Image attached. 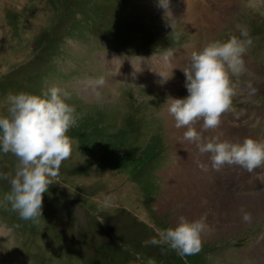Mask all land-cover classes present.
Returning <instances> with one entry per match:
<instances>
[{
    "label": "rangeland",
    "instance_id": "rangeland-1",
    "mask_svg": "<svg viewBox=\"0 0 264 264\" xmlns=\"http://www.w3.org/2000/svg\"><path fill=\"white\" fill-rule=\"evenodd\" d=\"M139 1H133L136 7L132 8V13L145 16L147 19L143 22L151 32L158 33L165 43L176 41L175 33H179L182 40L192 36L185 45H197L194 51L211 41H227L231 36L243 39L238 26L248 29L252 45L243 57L247 71L239 82L232 77L233 83L241 87L233 97V111L222 115L216 129L223 127L229 131L228 128L233 127L235 131L230 136L227 131L224 135L223 129L219 131L221 137L232 143H242L245 138L264 142V0H243L234 11L225 6V0H205L210 6L223 5L220 8L226 11L221 25L210 34L207 30L211 21L205 17L202 0L193 2L199 26L189 29L177 17L176 10H171L173 16L163 11L151 16L145 4ZM122 9L123 0H0V115H7L5 98L9 93L42 95L53 86L68 89L65 92L70 98L65 102L75 107L78 119L67 132L72 142L71 156L62 162L53 183L63 185L70 199L86 210L79 213L60 201L52 185L44 195L38 222L22 220L10 206L5 208L0 203V264H246L241 254L257 242L250 250L254 264L256 258L264 254L261 250L264 249V215L252 218L253 222L243 224L240 231L229 236L214 239V236H202L201 250L195 255L181 257L167 245L148 243L153 237L158 238V229L176 227L180 212L189 211L190 204L182 196L180 203L184 205L175 203V192H171L174 188L169 186L170 181L174 183L180 178L178 172L188 177L183 165L189 163L185 166L187 169L191 168L192 161L195 165H205L206 173L213 168L211 165L208 169L210 156L198 155L195 160L191 157L172 121L167 123L166 117L162 118L166 105L162 108L160 97L152 99L143 89L127 90L125 87L130 85L121 84L119 74L105 80L100 89L102 102L95 100L93 91L80 100L78 87L91 79L95 81L105 69L102 61L96 62L92 57L98 49L94 38L102 39L114 33L116 18ZM239 10L242 13L235 20L234 14ZM140 37L144 40L137 42L140 45H136L137 51L147 44L156 47V39L152 41L148 36L137 34L136 38ZM176 54L183 55L184 63H188L190 55L186 54V49ZM95 57L97 59V54ZM161 61L166 63L163 57ZM170 62L174 64L172 59ZM61 64L68 70L60 69ZM96 73L98 75L94 76ZM181 76L175 81L186 80L184 70ZM246 82L257 88L255 95H249L243 88ZM158 86L156 90L161 92L167 88L162 82ZM176 87L174 89L179 87L181 92L175 91L174 99L182 94L185 98L187 92L181 90L180 84ZM167 99L164 97L163 102ZM168 117L171 119L169 113ZM170 158L178 159L181 166L172 169L169 177ZM186 159L192 161L186 162ZM17 163L14 155L0 151V174H14ZM222 170L233 191L227 192L220 182L213 183L217 202H223L228 194L234 193L242 196L241 207L249 208L250 197L264 194L261 180L264 167L253 173L238 166L226 165ZM82 172L84 175L79 176ZM223 173L218 172L221 178L218 180L222 181ZM188 188L200 189L191 184L175 187L179 191ZM8 191V181L0 179V201ZM208 192L203 190L202 193ZM101 202L106 204L100 205ZM117 205L120 208L115 209ZM232 240V246L241 243L242 248L232 250L227 243ZM225 250L226 254H222ZM251 255L248 254L249 259Z\"/></svg>",
    "mask_w": 264,
    "mask_h": 264
},
{
    "label": "clouds",
    "instance_id": "clouds-1",
    "mask_svg": "<svg viewBox=\"0 0 264 264\" xmlns=\"http://www.w3.org/2000/svg\"><path fill=\"white\" fill-rule=\"evenodd\" d=\"M161 6L168 8L167 0ZM240 28L243 39L231 36L227 41H211L201 50L191 53L190 63L184 68L187 96L183 99L169 97L167 111L175 120L176 128L184 127V140L195 143L199 152L210 154L212 168L220 171L227 166H238L253 173L264 167V142L245 138L242 143L220 141L218 137L205 138L203 132L216 129L221 117L233 111V97L237 95V82L247 71L244 55L252 45L249 31ZM179 40L180 34L175 33ZM174 52L168 49L163 60L168 63ZM161 82L169 76L159 74ZM106 81L97 78L92 91L97 102H102L100 89ZM249 95H255L257 88L251 82L243 84ZM69 93L59 87H51L42 95L9 93L5 98L7 115H0V151L11 153L18 163L14 174H0V179L8 181L10 191L0 201L5 208L18 213L25 221L38 222L42 216L43 198L50 185L59 175L62 162L72 153V142L68 130L77 123L74 106L65 101ZM202 121V130L196 125ZM106 203V202H105ZM243 223L252 222V214L240 209ZM206 218L192 222L181 217L174 228L157 230L158 238L148 241L152 245H167L179 256L195 255L202 247V234L207 230Z\"/></svg>",
    "mask_w": 264,
    "mask_h": 264
},
{
    "label": "bare ground",
    "instance_id": "bare-ground-1",
    "mask_svg": "<svg viewBox=\"0 0 264 264\" xmlns=\"http://www.w3.org/2000/svg\"><path fill=\"white\" fill-rule=\"evenodd\" d=\"M199 2H201V1H199ZM215 2H217V1H215ZM199 4H201V3H199ZM210 4H212V3H210ZM222 6L223 5H221V4L219 5L218 3H215L214 6H210L209 4H206L204 6V8L206 7L205 8L206 16L205 15L204 16L206 18H208L209 21H211L210 26H208L209 24L207 25L208 26V30H207L208 34H210L211 31L216 30L218 28V26L221 25L223 16L226 15V11L224 9L220 8ZM186 7H191V5L186 6ZM193 7L191 8L192 10H190L189 8H182V6L176 7L174 4H171L170 7L165 9L164 12L173 16V14L171 13V10L172 9L176 10L178 13L177 17L182 22L185 23L186 28H188V29L189 28H195L199 25L196 23V21L198 20V18H197L198 16H196L197 14L196 15L194 14ZM213 7H217V9L213 8ZM186 54H188V56H189L190 51L186 50ZM131 62L135 63V62H137V60H132ZM142 62L143 61H141V63ZM159 68H160V65H156L154 69L158 70ZM180 82H182V81H180ZM176 86H172L170 89H174V88L176 89L177 88ZM180 88H181V90L183 89V92H187L185 84H182V85L180 84ZM177 90H179V87ZM176 94L177 93L174 92L173 98H176ZM178 94H180V93H178ZM179 99H183V94L179 95ZM170 121H172L171 124L173 125L174 130L184 140V138H183L184 132L187 129L184 127L176 128V126H174L175 120L172 116H171ZM195 127H196L197 131L202 130V125L200 124V122H198ZM221 135H222L221 132H219V131L214 132L213 129H209V130L203 132V136L205 138L206 137L210 138L212 136V137H218L220 141H225L227 138L226 137L223 138V137H221ZM226 136H228V135H226ZM184 142L188 146L187 149L190 151V153H191L190 155L194 160L196 159V157L198 155H200L201 158L210 156L209 154H203L202 155L199 152L195 143H192V142H189L186 140H184ZM187 161L191 162L192 160L186 159V162ZM205 162H206V160H205ZM202 163H204V160H202ZM210 163L211 162L207 161V165H209L208 169L211 168L212 164H210ZM188 164L189 163H186L183 165L185 171L187 172L188 177H186V175L183 176V174L181 172H178L177 174L180 178L174 180V183L172 181H170V183H169L170 184L169 186L171 188H174V190L172 189L171 192H175L174 197L179 201L178 202L176 200L175 203L177 205H180V206L184 205L183 202H182V204L180 203L179 197L182 196L185 199L184 201L187 202L188 204H190L189 208H188L189 211L186 214H183L180 212L181 217H184L189 222L199 220L201 217H205L206 218L205 222L208 225V228L202 234V236H204V238H206L207 236H208V238L211 236H214V237H212V239L219 238V237L222 238L224 236H229L233 233L240 231L243 224L245 225V223H243L241 220L242 213L240 212V209L243 208V207H241V206H243L242 205L243 204L242 203V201H243L242 196H239L238 194L231 193V194H228L227 198L224 199L223 202H221V201L217 202V200L214 198L216 194L213 193V190L215 189V186L218 185L219 182L226 189L227 192L233 191V190H231V187H230L231 183L228 181L229 179L227 180L226 176H225V178L223 177L222 181L218 180V178H220V177L214 179L211 176L212 172H210V170L209 171L207 170L208 171L207 173L205 172V167H204L205 165L204 166H201L198 164L195 165V163L192 161L191 162V168L187 169L185 166H187ZM188 167H190V166H188ZM213 183H216V185H212ZM177 184H180V185H182V184L198 185L200 187V189L188 188V189H184V190L181 189V191H179V190L175 189ZM203 190L209 191V192L208 193H202ZM194 192H195V194H194ZM234 192H238V190H235ZM170 196H173V195H170ZM207 198H213V199H211L210 201H207L206 200ZM250 200H251L250 207L246 208V206H245L243 209L245 211L251 213L252 218H255V219L261 215H264V194H260V195L258 194V195H255L254 197H250ZM237 214H239V215H237ZM209 215L213 216V217H210ZM181 217L179 216V220ZM261 250H264V249H261ZM250 254H252V252H250ZM263 258H264V254L262 253L261 257L256 258V260L254 261V264H263L262 263ZM259 261H260V263H259Z\"/></svg>",
    "mask_w": 264,
    "mask_h": 264
}]
</instances>
